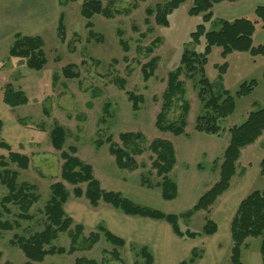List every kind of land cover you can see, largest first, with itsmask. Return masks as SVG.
Listing matches in <instances>:
<instances>
[{
  "label": "rangeland",
  "instance_id": "1",
  "mask_svg": "<svg viewBox=\"0 0 264 264\" xmlns=\"http://www.w3.org/2000/svg\"><path fill=\"white\" fill-rule=\"evenodd\" d=\"M59 1L60 11L64 13L65 40L59 39L56 23L40 35L47 60L41 70L30 69L25 65L24 59L9 55L12 40L0 45V103L4 110L11 114L13 121H17L22 127L20 134L13 128L6 130L16 140L15 145L11 146L12 149L29 157L27 169H18L14 164H9L8 168L17 170L19 182L34 184L40 196L30 208L33 215L31 220H19V227L0 233V264L5 261L11 264H25L24 255L16 246L10 244V240L15 235L28 236L40 231L45 224L43 206L50 196V185L60 180L62 162L59 152L50 144V129L55 124L66 129L64 149L69 145L76 146V155L92 166L93 176L103 189H108L105 188L108 181L119 182L121 186L131 187L132 190L146 191L147 188L140 185V180L142 175L146 176L150 170L151 153L145 150L142 155L136 157L139 164H144L143 167L133 171L121 170L115 166L113 156L108 152V144L104 140L111 135L118 142L121 132L133 131L144 135V148L155 138L167 139L176 144V136L156 129L155 115L159 111L168 73L182 65V52L187 50L198 53L203 49V41L198 44L190 37L196 25L203 22L201 14L188 13L193 5L192 0H186L167 16L168 26L159 25L154 18L156 4H164L168 0H112L110 4L114 12L113 17L94 15L90 19L91 27L85 25L87 20L80 14L82 0L69 1L66 4L65 0ZM106 3L108 0H102L103 5ZM146 8H151L153 13L147 15ZM206 25L207 29H216L214 22ZM152 41L153 51L148 53L146 48L151 46ZM152 56L157 58L156 69L153 76L145 82L142 79L141 66ZM251 57L248 52L236 51L224 57L221 55V47L213 46L202 71H197L194 79H189L186 74L181 75L180 80L185 89L184 97L190 106L185 131L193 129L195 119L202 111V103L197 97L195 86L196 80L202 76L209 81L215 95H223L226 91L234 96V112L226 117L224 124L238 125L244 121L243 116L249 109L257 110L264 106V55L254 56L255 61H252ZM67 64L74 65L73 71L78 72V77L66 78L62 74V67ZM223 64H226L224 70L221 68ZM120 80L124 82L123 89L119 88ZM251 80L256 82L253 89L248 94L235 96L240 84ZM6 84H10L14 90H22L27 96V103L13 108L5 105L2 96ZM127 91L143 96L138 111L132 110ZM105 104L109 105L107 110ZM177 113L178 111H173L170 117L175 118ZM98 139L104 141L99 146ZM259 148L260 150L255 147L249 157L251 162L257 161V155L263 145ZM0 155L6 156L7 152L0 148ZM151 172L150 181L154 184L159 178L155 176V170ZM175 175L173 171L170 177L174 178ZM65 186L70 193L64 207L66 213L72 215L74 223L83 224L85 235L95 230L97 224L94 223L100 215L112 214V211H108L111 208L109 205L101 202L93 208L83 196L75 198L72 195V185L65 183ZM79 186L84 189L85 184ZM257 187L261 186H257L256 182L254 188ZM6 191L0 184V197ZM149 192L150 197L142 202L126 192L123 195L136 203H144L142 205L161 211L173 207L172 203L161 198L158 187L150 189ZM11 211L6 218L14 220L18 209L11 206ZM204 217L205 212L199 211L190 220L180 217L178 224L182 230L200 231L205 222ZM127 220L129 225L148 228L153 232L144 240L157 246L165 242L185 249L194 243L190 239L178 240L163 221H153L149 218ZM102 223L107 225L106 221ZM117 226L125 229V222H120ZM131 236L134 237V234L131 233ZM136 238L141 239V236L136 235ZM200 238L202 237L196 239ZM125 241L124 246L114 247L101 235L99 241L89 250L48 255L42 262L32 264H73L79 257L94 259L97 264H134V261L140 258L137 257L138 248L134 249L132 246L140 244L127 239ZM248 242V249H242L243 263L257 264L260 258V239L249 238ZM69 243L68 233L60 232L51 245L67 249ZM193 246L195 244L190 247ZM113 249L118 251L120 260L112 252Z\"/></svg>",
  "mask_w": 264,
  "mask_h": 264
},
{
  "label": "trees",
  "instance_id": "2",
  "mask_svg": "<svg viewBox=\"0 0 264 264\" xmlns=\"http://www.w3.org/2000/svg\"><path fill=\"white\" fill-rule=\"evenodd\" d=\"M76 0H65L64 3ZM145 1V0H136ZM185 0H168V2L156 4L154 18L159 25L168 26L167 16ZM223 0H193V5L188 13L190 15L202 16V23L196 25V29L190 33L191 39L196 43L203 41L201 52L183 51L181 54V66L168 73L166 84L161 94L159 111L155 115L154 125L160 132L170 133L173 136L185 134L186 116L190 106L186 101L185 89L181 75L186 74L189 79H194L197 71H202L206 63L207 56L213 46L221 47V55L226 56L233 51L248 52L251 56L264 55V45L252 44V34L257 27L264 28V7L258 6L254 19L241 17L232 21L219 20L215 23L216 29H207V23L212 22L213 4ZM237 1V0H227ZM108 0L106 5L102 0H82L80 4V14L87 22L85 25L91 27L90 19L94 15H102L105 18H112L114 12L111 10ZM61 5V4H60ZM136 5L134 4V7ZM147 15H151L153 10L146 8ZM59 39L65 40L64 14L60 12L57 22ZM158 39V38H157ZM155 39V40H157ZM121 41V40H120ZM151 46L146 48L148 53H152ZM43 39L38 36H24L19 33L13 36L8 53L12 57L24 59L25 65L34 70H41L47 60L43 51ZM157 58L152 56L147 62L142 64V79L146 82L154 74ZM226 64L221 68L224 70ZM74 65L67 64L62 67V74L66 78L78 77V72L73 71ZM186 72V73H185ZM264 79V74H263ZM256 84L254 80L243 82L235 92V96L248 94ZM264 85V84H263ZM124 82L120 80L119 88L123 89ZM197 97L202 103V111L195 119L193 129L211 135H218L225 129L221 125V120L233 113L235 109L234 96L226 91L223 95H215L212 86L203 76L196 80ZM127 98L132 104V110L138 111L139 104L143 101L142 95L127 91ZM27 96L22 90H14L10 84H6L3 90L2 101L5 105L13 108L27 103ZM109 105L105 104V108ZM173 111H178L175 118L170 115ZM3 122L0 120V148L7 152L6 156L0 155V184L6 188V193L0 197V233L11 231L20 226L19 220H31V206L36 203L40 196L36 192V186L28 182L18 181L17 170L8 168L9 164H14L18 169L25 170L29 166V157L19 153L1 138ZM229 133L228 144L221 153V156L213 162L211 168L218 165L219 177L217 181L204 193H202L191 209L182 214L164 213L159 209L145 206L125 197L121 192L103 189L100 182L93 176L92 166L83 162L77 155V148L69 145L64 149L67 132L66 129L55 124L50 131L49 139L52 148L59 152L62 160L60 166V180L50 185V196L43 206L45 224L40 231H36L28 236L15 235L10 240V244L16 246L24 255L25 264L39 263L48 255L73 253L79 250H89L99 241L101 235L114 247H122L126 241L112 233L102 222L95 226V230L87 235L83 233L84 226L81 223H74L64 209V204L70 197L65 183L72 185V195L75 198L84 197L88 204L95 208L101 202L109 207L122 212L128 216L144 217L153 220L166 222L173 234L182 239L195 238L197 236H211L217 231V225L208 216L200 231L182 230L178 224L180 217L189 219L197 211L209 212L210 207L215 203L230 186L232 176L235 174L236 161L240 151L254 143L258 137L264 134V107L249 112L247 118L239 125H233L227 129ZM144 135L140 132H121L118 135V142L111 135L105 138L108 144V152L113 156L114 164L118 169L133 171L144 164H139L136 157L142 155L145 150L151 153L150 170H155V176L159 178L154 184L150 181L152 172L148 170L142 175L140 185L146 188L158 187L163 200H172L177 195V184L169 176L175 163V149L173 143L167 139H152L144 148ZM103 140H97V145H101ZM260 172L264 174V156L260 163ZM79 184H85L82 189ZM11 206L18 209L14 214V220L6 218L12 213ZM72 226V227H71ZM60 232H67L70 243L68 248L54 247L52 240ZM229 234L231 247L229 252L230 264H243L241 260V249L248 238H259V253L261 263L264 264V189L253 190L245 195L238 203L235 213L229 224ZM138 248V258L134 264H152L153 256L150 249L145 245L132 246ZM118 260L119 254L113 249ZM202 254L199 248H193L189 256L178 264H193ZM2 253L0 251V261ZM3 264H11L5 261ZM73 264H97L94 259L85 257L76 258Z\"/></svg>",
  "mask_w": 264,
  "mask_h": 264
},
{
  "label": "crops",
  "instance_id": "3",
  "mask_svg": "<svg viewBox=\"0 0 264 264\" xmlns=\"http://www.w3.org/2000/svg\"><path fill=\"white\" fill-rule=\"evenodd\" d=\"M60 6L59 0H0V45L9 40H13V36L17 33L24 36L42 35L48 27L55 23L57 24L61 12ZM258 6L264 7V0H237L232 2L223 0L219 3L213 4L211 8L213 22L217 27L218 25L215 22L219 20L232 21L241 17L254 19V11ZM252 44L254 46L264 45V28L257 27L255 29L252 34ZM250 59L255 61L254 56ZM263 74L264 71L262 72V76ZM254 104L255 103H253V105ZM250 111L252 110L249 109L244 114L243 120L247 118ZM225 119L226 117L221 120V125L225 130L221 131L218 135L206 134L191 129L185 131V134L183 135L176 136L177 143L173 144L176 163L170 174L175 171V177L171 178L177 184V195L172 200H166L172 203L173 207L162 212L177 215L186 212L191 209L198 197L217 181L219 177L218 165L215 168H211V166L213 165V162L221 156L222 151L228 144L229 133L227 129L233 125H237L233 123L224 124ZM0 120L3 122L1 136L4 139L1 138L5 142L8 141L7 143L10 146L15 145V138L12 137L6 129L13 128L14 131L20 134L22 127L18 125L17 121H13L11 114L9 115L7 110H4L1 103ZM262 145L263 148H261V151L257 155V161L251 162L249 157L252 155V152L255 151V147L260 150L259 147ZM263 156L264 134L258 137L254 143L241 149L239 158L236 161L235 174L231 178L229 188L217 198L215 203L210 207L209 212L203 211L205 212V216H208L215 222L217 225V231L211 236H197L202 237L200 239H196L197 237L188 238L194 242L193 244H195L192 248L190 246L193 244L184 249L183 247H175L174 245L166 244L165 242H162L157 246L147 240L145 241L144 239L153 234V232H150L148 228L139 227L133 224L129 225L127 219L143 220L148 218L128 216L122 212L115 211L112 208H109L110 210H108L109 212L112 211V214L109 213L105 216L100 215L94 225L106 221L107 225L105 226L115 235L122 237L124 240L127 239L131 242L147 246L153 256L152 264H178L182 259H186L189 256L190 251L193 248H199L202 250L201 256L193 264H230V220L235 213L239 201L245 195L253 190L264 189V174L260 172L259 166ZM256 182L257 186L261 187L255 189L254 186ZM105 184V188H108L107 190L119 191L122 194H125L124 192H126V194H131L133 198H136L141 202L150 197V188H147L146 191H143L142 189L139 191L138 189L132 190V188L128 186H121L119 182L111 183L106 181ZM153 196L155 197V194H153ZM67 202L68 200L66 203ZM66 203L64 204V207ZM198 212L199 211L195 213ZM195 213L188 220H190ZM69 216L72 217V215ZM123 221L125 222V229L117 226V224ZM131 233L132 235L134 234V237L131 236ZM136 235L141 236V239H137ZM177 239L183 240L179 237H177ZM197 241H200V243ZM248 241L249 238L246 240L242 249H248ZM163 254H165V256H163ZM257 264H262L261 258L257 260Z\"/></svg>",
  "mask_w": 264,
  "mask_h": 264
}]
</instances>
